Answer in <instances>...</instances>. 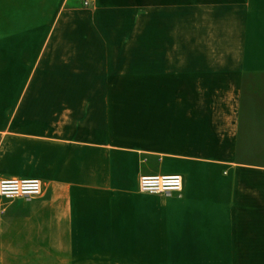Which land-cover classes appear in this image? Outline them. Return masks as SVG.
<instances>
[{
	"label": "crops",
	"instance_id": "obj_1",
	"mask_svg": "<svg viewBox=\"0 0 264 264\" xmlns=\"http://www.w3.org/2000/svg\"><path fill=\"white\" fill-rule=\"evenodd\" d=\"M261 143L264 0H0V264L264 262Z\"/></svg>",
	"mask_w": 264,
	"mask_h": 264
},
{
	"label": "built area",
	"instance_id": "obj_2",
	"mask_svg": "<svg viewBox=\"0 0 264 264\" xmlns=\"http://www.w3.org/2000/svg\"><path fill=\"white\" fill-rule=\"evenodd\" d=\"M94 0H82L89 7ZM184 188V177L180 173L143 174L139 180V190L142 192L161 194L181 192ZM44 191L43 182L37 177H5L0 179V198H36Z\"/></svg>",
	"mask_w": 264,
	"mask_h": 264
},
{
	"label": "rangeland",
	"instance_id": "obj_3",
	"mask_svg": "<svg viewBox=\"0 0 264 264\" xmlns=\"http://www.w3.org/2000/svg\"><path fill=\"white\" fill-rule=\"evenodd\" d=\"M260 147L264 148V143H261L259 145ZM238 159L239 160H247L250 164H264V149L260 150H254V149H249V150H242L238 151ZM259 172L256 173H251V175H254L257 177V180L261 181V183H258L257 188L251 187L250 190H260L261 192H264V178L262 177L264 175V167L258 168ZM264 196V195H263ZM264 200V199H263ZM256 241H263L264 242V237L259 238V239H251V243H255ZM226 264H264V262H248V263H226Z\"/></svg>",
	"mask_w": 264,
	"mask_h": 264
}]
</instances>
